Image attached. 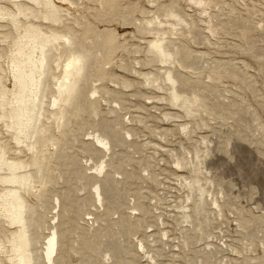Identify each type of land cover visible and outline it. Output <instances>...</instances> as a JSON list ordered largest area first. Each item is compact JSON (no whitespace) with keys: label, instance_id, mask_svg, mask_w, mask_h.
I'll return each mask as SVG.
<instances>
[{"label":"rangeland","instance_id":"rangeland-1","mask_svg":"<svg viewBox=\"0 0 264 264\" xmlns=\"http://www.w3.org/2000/svg\"><path fill=\"white\" fill-rule=\"evenodd\" d=\"M192 1L117 0L111 9L113 16H99L95 8L98 10L100 6L95 0H77L79 6L56 0L71 13L65 23L78 27L76 18L86 27H95L103 33L114 29L116 34L117 39L109 49L105 45V33L85 35L93 58L86 80L98 86L95 98L99 96L100 115L111 117L110 123L104 124L113 126L128 139L115 148L117 152L107 168L113 176L126 172L109 200L116 197L121 202L125 198L129 204L113 208L105 202L104 210L97 214L85 198V191L92 189V183L89 178L84 181L81 174L95 173L97 156L85 151L72 134L87 137L92 128H97L91 120V117L97 120V116L92 113L91 117L88 113H83L81 118L72 116L58 163L54 164L57 169L53 171V181L46 186L41 199L29 197L30 203L43 213L37 218L34 212L33 217L44 236L51 232V228H46L47 223L55 219L57 224L60 241L55 264H100L96 257L111 254L107 242L112 239L134 255H126L128 264H144L141 259L148 257L146 247L150 254L153 252L155 260H147L149 264H264V0H205V11ZM168 12L179 14L173 17ZM163 33L171 39L166 45L172 56L167 60H173L163 63L171 66L173 73H182L176 83L179 94L189 99L200 94L198 104L194 105L196 116L186 115L180 105L169 106L167 86L153 88L145 82L152 75L161 82L160 75H165L163 68L156 67L160 62L149 61L152 55L147 51ZM0 43L6 46L5 40ZM128 77L131 87H123ZM6 85L11 87L8 81ZM144 86L147 91H140ZM114 100L121 107L116 117L108 108ZM145 101L166 107L158 109L152 103L144 106ZM125 124L131 129V137L123 128ZM1 131L3 140L9 143L4 127ZM237 141L251 146L253 153L236 146ZM204 145L209 148L207 152ZM196 152L200 156L204 154L203 165L196 164ZM187 157H191V163H185L178 172L170 169L176 159L186 162ZM195 175L200 176L201 188H208L203 195L221 198V213L194 212L199 190L190 191L188 182L193 183L191 179ZM55 197L59 200L57 208H54ZM140 202L146 212L135 210L131 224L123 223L120 214L132 211ZM185 204L192 220L186 224L181 217ZM54 211L58 212L56 217H52ZM111 215L114 221L110 220ZM182 224H185L183 230L179 228ZM213 240L227 243V250H214L210 244ZM137 241L145 249H139ZM200 246L212 250L203 253ZM228 257L230 260L224 261ZM112 264L122 263L113 258Z\"/></svg>","mask_w":264,"mask_h":264},{"label":"bare ground","instance_id":"bare-ground-1","mask_svg":"<svg viewBox=\"0 0 264 264\" xmlns=\"http://www.w3.org/2000/svg\"><path fill=\"white\" fill-rule=\"evenodd\" d=\"M57 1H63L70 5L75 4L79 6L80 4V0H78L79 2H77V0ZM96 1L99 4L98 6H100L98 10V7L95 8L96 14L98 13L99 16H102V14L113 16L111 14V9L117 0H95V2ZM6 2H9V4ZM192 3L200 7L202 11L206 10L207 2L205 0H193ZM178 14L170 12L167 15H172L174 17ZM69 15H71V13L68 9H63L57 4L56 0H0V28H3L0 29V40L6 41V46L2 45L4 43H0V122L2 124L1 128L4 127V131L8 133L10 141L8 143L5 139L3 140V132L0 128V264H55V258L58 252L57 245H59L60 241V239L58 240L59 233L57 234L55 229L57 224L54 223V218L52 223L46 224L45 222L46 228H51V232L44 236L38 228L40 225L38 223L36 224V218L33 217L34 212H37L35 215L37 218H39V214L42 215L43 213L37 211L36 206L30 203L29 197L34 196L41 199L45 191L44 189L51 180L53 181V171L57 169V165L54 164L58 163V157L60 156L59 152L62 144L66 141L65 136L69 130L72 116L81 118L83 113H88V116H90V113H92L93 116H97V120H94V118L90 116L92 118L91 120H93L92 122L97 125V128H92L87 134V137L75 133L72 134L74 140H77L85 151L97 156V166L94 168L95 173H92V171L89 173L82 172L81 174V178H84V181L85 178H89V181L92 183V189H86L85 191V198L94 206V210L97 214L100 210H104L105 202L112 204L111 206L113 208L116 206L121 207L122 204H129V201L125 198L121 202H118L120 200H117L116 197L109 200V198H112L113 194H115V189L119 188L117 184L122 182L121 180L124 178L126 172L121 171L119 172L121 175L117 173L116 176H113L109 173L107 168L110 167L112 156L117 152L115 148L125 144L128 139L124 137L123 134L121 135V132L118 133L113 126H107V124L110 123L111 117H103L100 115L99 96L95 98V94L98 92V86L90 85L91 83L88 84V80H86V72L90 67V59L92 60L93 58L90 53L92 49H90L89 44L84 40L86 39L85 35L89 32H94L96 36H104L105 32L97 31V29H94L95 27H86L87 25L85 26L84 23L79 22L76 18H74V21L78 27L67 24L65 22L68 20L69 17L67 16ZM175 20L178 19L175 18ZM4 28H6V30H4ZM60 28L65 29L62 30ZM140 28L142 29V27ZM143 29L148 30L144 26ZM105 35H107V37L105 36V45L109 49L112 46V42L117 39L116 34L114 33V29H110L106 31ZM161 35V37L158 35L159 37L148 46L147 51L152 55V59H150V57L149 61L152 60L156 63L160 62V65L156 67L158 69L163 68L165 75L162 76L160 73L158 74L162 79L161 82H157L159 78H156L155 75L151 77L147 76L145 82L149 87L152 86L153 88H163L167 86L166 90L169 91L167 94L169 106L175 107L180 105L181 108L184 109V111L183 109L182 111L185 112L186 115L196 116L195 113L193 114L194 105L198 104L197 101L200 100L198 98L200 94L196 97L197 95L195 96L193 93V99L186 98L188 97L187 95L184 97V94H182V96L179 94L176 83L179 75L182 73H173L172 67L163 63L168 61L167 63L169 64L173 60H167V57L172 56L171 51L168 50L166 45L171 42V39L170 37H165L164 33ZM202 38L204 37L202 36ZM107 60L104 61L107 62ZM3 63H5L4 67L2 65ZM129 79L131 78L128 77V79L122 80L124 82L122 84L123 87L130 86L131 80ZM7 81L11 83V87L6 85ZM84 84L87 85L84 87ZM145 87L146 86H144V88L141 87L142 89L140 91H147ZM149 90L154 93V91H152L153 89L149 88ZM86 92L89 93V95H86ZM144 92L141 93L144 94ZM196 93L197 92H195V94ZM114 102L115 103L108 108L109 112L114 113L113 115L116 117L117 110L120 111L121 107L119 101L114 100ZM151 103L152 102L145 101L143 105L145 106ZM152 104H154L153 107L155 108L165 106L164 104L155 102ZM207 111L205 112L208 113ZM123 128L126 130L127 136L131 137L130 127L126 125ZM188 132L189 129L184 133L187 134ZM243 143L244 142L240 143L237 141L235 145L243 151L252 154L253 149L250 148L251 146H245ZM205 149L207 152V150H209L208 146H205ZM194 155L197 160L196 164L203 165L204 154L200 156V153L196 152ZM185 161L186 162H184V159L182 161L176 159L174 162L175 165L170 167V169L174 172H178L180 168L185 166V163H191V157ZM74 163L77 164L76 161H74ZM199 169L200 168H197L196 171L200 172ZM60 173H58L59 177L61 176ZM148 174L149 173H147V175ZM191 180L193 183L188 182V184H190L188 185L190 186V191L193 190V188L199 190L198 198L196 200L194 199V212H213V210H217V213H221L219 204L221 198L218 199L211 195L207 198L208 195H203L208 188H204L205 186L201 188L199 184V175H195ZM161 193L163 194V192ZM80 198H82V196ZM189 198H191V196H188V199ZM54 201V208H57L59 206L58 197H55ZM207 205H210L208 209L206 208ZM144 207L143 203L140 202L137 206L135 205L132 207V211H124L119 217L123 223L131 224L130 220L135 219V210H140L142 213H145L146 210H144ZM182 207L181 217L183 222H181L185 224L191 223L190 211L187 209L188 204ZM57 214L58 212L54 211L52 217H56ZM110 220H115L113 215H111ZM33 223L36 224L34 228H32ZM160 223L164 224L162 220H160ZM185 224L180 225L179 228L183 230ZM208 225L209 222L206 223V226ZM165 234L166 231L164 235ZM42 238L44 241L41 240ZM107 243V245H109L108 247H111L108 248L111 254L107 252L105 257H102L104 259L97 256L96 258H99L100 264H112L113 258L119 260L122 264H128L130 260H127L129 257L127 258L126 255L134 256L130 251L121 248L116 239H112ZM210 244L213 246L214 250L218 249L217 251L220 252L227 250V243L225 244L224 241L222 243H216L213 240L210 241ZM137 245L139 249H145L142 243L138 241ZM108 249L107 251H109ZM162 249L163 248H161V250ZM200 249L203 253L212 250L209 249L206 251L203 246ZM145 250L148 259H140L142 263L145 262L144 264H149L147 260H154V256L152 255L153 252L150 254V250L147 249V247ZM169 251L173 252L172 249H169ZM227 260H230L229 257L224 261Z\"/></svg>","mask_w":264,"mask_h":264}]
</instances>
